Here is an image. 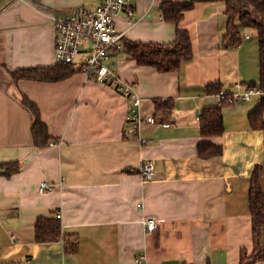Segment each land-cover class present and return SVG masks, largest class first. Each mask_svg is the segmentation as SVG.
Returning <instances> with one entry per match:
<instances>
[{
  "label": "crops",
  "instance_id": "crops-1",
  "mask_svg": "<svg viewBox=\"0 0 264 264\" xmlns=\"http://www.w3.org/2000/svg\"><path fill=\"white\" fill-rule=\"evenodd\" d=\"M101 1L0 0V164H19L9 177L0 168V264H136L140 257L142 264H239L241 250L252 252L248 188L264 160L263 132L248 124L255 103L221 105L207 87L231 93L236 83L256 80L258 45L244 31L240 44L223 45L220 1H195L175 24L162 19L161 5L190 0H134L131 17H114L124 38L169 44L184 30L192 59L158 72L122 49L110 53L109 66L141 99L139 112L156 120L132 136L125 131L131 101L86 77L80 57L60 81L11 77L56 65L54 18ZM22 97L47 127L44 147L33 145V116ZM157 102L168 105L158 109ZM219 106L222 133L202 137V110ZM199 144L220 145L222 152L199 157ZM148 161L154 177L144 182L138 171ZM41 182L53 190L40 194ZM39 218L57 219L61 236L77 240L76 252H66L61 238L37 242ZM146 218L157 220L151 232L143 229Z\"/></svg>",
  "mask_w": 264,
  "mask_h": 264
},
{
  "label": "trees",
  "instance_id": "trees-1",
  "mask_svg": "<svg viewBox=\"0 0 264 264\" xmlns=\"http://www.w3.org/2000/svg\"><path fill=\"white\" fill-rule=\"evenodd\" d=\"M195 1L173 3L164 2L160 7L162 19L165 22L178 23L184 11L190 10ZM225 5L227 17L226 32L222 37L224 46H236L241 42V31L251 29L257 33L258 45V77L249 85L257 87L264 92V0H214ZM122 50L140 66H150L158 72L177 71L183 62L192 59V50L189 35L184 30H176L174 40L169 44H149L122 40ZM72 65L56 64L52 67L22 69L11 73L13 81L33 80L55 82L68 77L74 72ZM209 93L219 94V86L207 87ZM21 103L33 116L31 136L33 145L37 148L50 143V136L46 125L42 122L39 110L35 104L26 97H22ZM221 105H227L221 100ZM165 103H156V107H166ZM200 134L202 137L219 136L223 131L221 106L203 109L200 114ZM248 124L251 129L262 130L264 147V98L256 104L248 114ZM221 146L216 144H199L197 154L207 158L220 155ZM2 175L9 177L19 170L17 162L0 164ZM264 171V160L261 165H256L252 170L248 188V208L252 225V252L248 256L245 250L240 251L239 264H253L264 261V192L262 190L261 175ZM62 239L64 250L75 253L77 240L71 235L61 236L60 224L57 219L39 218L35 223V240L37 242H49Z\"/></svg>",
  "mask_w": 264,
  "mask_h": 264
},
{
  "label": "built area",
  "instance_id": "built-area-1",
  "mask_svg": "<svg viewBox=\"0 0 264 264\" xmlns=\"http://www.w3.org/2000/svg\"><path fill=\"white\" fill-rule=\"evenodd\" d=\"M134 0H102L94 9L88 10L82 6L77 7L68 16L54 18V56L56 64L73 65L79 61V69L86 77L105 86L113 87L118 93L129 99L133 109L127 117L126 133L136 135L143 124L154 125V116L142 115L139 112L141 99L132 84L119 78L117 73L109 66V55L112 51L122 49L124 32L120 31L114 22L115 15L124 13L131 17L134 9ZM248 38V36H245ZM219 100L229 104L237 101L261 103L264 92L257 87L234 85L233 91H221ZM58 145V142L53 143ZM142 181H151L154 177V166L151 162L143 163L138 171ZM62 182H58L60 186ZM54 184L41 182L38 186L40 194L52 191ZM157 220L146 218L142 221L145 232L156 228ZM136 264H142L143 258L135 259Z\"/></svg>",
  "mask_w": 264,
  "mask_h": 264
},
{
  "label": "rangeland",
  "instance_id": "rangeland-1",
  "mask_svg": "<svg viewBox=\"0 0 264 264\" xmlns=\"http://www.w3.org/2000/svg\"><path fill=\"white\" fill-rule=\"evenodd\" d=\"M245 32L251 37L250 42L257 46V33L254 30L251 29H243L241 32ZM261 181H262V190L264 192V173L261 175ZM263 243H264V233H263Z\"/></svg>",
  "mask_w": 264,
  "mask_h": 264
}]
</instances>
